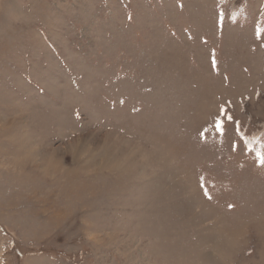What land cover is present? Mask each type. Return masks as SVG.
<instances>
[{
  "label": "rangeland",
  "instance_id": "obj_1",
  "mask_svg": "<svg viewBox=\"0 0 264 264\" xmlns=\"http://www.w3.org/2000/svg\"><path fill=\"white\" fill-rule=\"evenodd\" d=\"M262 152L264 0H0V264H264Z\"/></svg>",
  "mask_w": 264,
  "mask_h": 264
},
{
  "label": "snow or ice",
  "instance_id": "obj_2",
  "mask_svg": "<svg viewBox=\"0 0 264 264\" xmlns=\"http://www.w3.org/2000/svg\"><path fill=\"white\" fill-rule=\"evenodd\" d=\"M223 130V128H222V125H221V131ZM260 163L261 164H264V152H262L261 154H260Z\"/></svg>",
  "mask_w": 264,
  "mask_h": 264
}]
</instances>
